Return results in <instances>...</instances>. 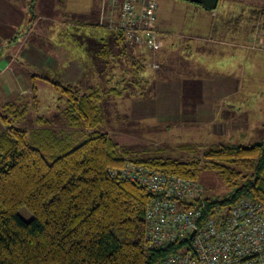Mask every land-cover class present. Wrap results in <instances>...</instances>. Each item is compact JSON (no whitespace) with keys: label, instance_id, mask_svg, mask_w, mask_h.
<instances>
[{"label":"trees","instance_id":"16d2710c","mask_svg":"<svg viewBox=\"0 0 264 264\" xmlns=\"http://www.w3.org/2000/svg\"><path fill=\"white\" fill-rule=\"evenodd\" d=\"M121 1L111 4L108 0L114 15ZM30 3L26 13L34 12ZM34 21L29 19L30 24ZM236 21L243 26L218 24V19L213 34L243 32L247 39L257 29L264 32V8L242 10ZM114 33L119 54L125 62L129 60L130 69L125 66V71L136 80L130 86L142 89L148 80L139 77L145 67L140 52L149 50L136 48L137 57L131 43ZM27 76L31 104H0V264H155L162 260L170 249L149 251L144 242L145 210L151 195L135 182L111 176H118L127 165L148 166L197 181L202 171H216L229 193L223 199L206 198L211 217L224 214L240 199L264 206V141L247 146L214 144L190 161L131 159L104 131L101 109L104 98L121 97L129 83L121 81L123 89L94 87L81 93L73 85L32 73ZM36 81L46 82L57 94L56 109L66 130L50 128L42 115L35 120L38 128L18 127V119L38 111ZM21 207L32 214L29 221L19 216Z\"/></svg>","mask_w":264,"mask_h":264},{"label":"crops","instance_id":"0c3cea01","mask_svg":"<svg viewBox=\"0 0 264 264\" xmlns=\"http://www.w3.org/2000/svg\"><path fill=\"white\" fill-rule=\"evenodd\" d=\"M28 1L23 0V4L18 7L7 0H0V104H31L28 73L76 86L81 93H87L94 88L90 81L91 75L87 76L89 65L93 63L97 71L104 69L111 74L115 68H123L124 58L119 54L116 35L107 26L106 18L110 7L108 0L101 3V8L104 9L103 23L106 22L105 28L101 29L106 30L105 33L96 35L89 31L80 32L76 26H71L75 35L70 38L76 37L72 39V43L77 56L60 49L59 42L48 37L51 24L39 26L42 19L48 23H56L53 17L38 15L24 38L16 39V34L22 27L20 25L25 22ZM169 4L171 2L166 6ZM211 13L212 20H218L217 12ZM214 22L211 26H188L184 30L179 26L178 31L173 32V26H167L170 24L169 18H163L159 11L158 1L156 29L160 47L148 53L140 52V57L144 58L146 64L154 67L150 94L145 98L139 97L138 100L132 98L131 121H152L147 126L152 128L169 127L171 124L186 125L192 130L195 128L200 136L230 139L236 137L238 144L250 140L257 143L264 141V103L256 102L252 105L246 103L243 97L249 95L253 85L248 71L255 63L264 62V48L252 43L254 33L247 39L243 32L214 35ZM99 25L103 26L100 23ZM36 28L38 31L34 32ZM94 35L97 36L94 38L99 44L108 47V51H90V60L86 58L85 45L88 49V44L85 38ZM209 35L211 38L205 40ZM130 49L139 57L134 46ZM206 50L213 51L216 61H211L210 53ZM221 52L225 55H220ZM200 54V61L192 62V58L195 59ZM110 58L114 60L111 61ZM36 82L38 94L44 98L42 93L51 86L43 81ZM261 86L264 89V85ZM110 97L112 96L106 98ZM42 98H39L35 120L41 117L39 109ZM57 100L58 96L52 99L51 107L42 115L54 130L55 123L66 127L64 119L56 109L59 105L56 104ZM104 131L110 136L114 132L108 128ZM119 134L117 130L115 135Z\"/></svg>","mask_w":264,"mask_h":264},{"label":"rangeland","instance_id":"374dc122","mask_svg":"<svg viewBox=\"0 0 264 264\" xmlns=\"http://www.w3.org/2000/svg\"><path fill=\"white\" fill-rule=\"evenodd\" d=\"M7 1L10 4H16L18 7L20 4H23V0ZM102 1H104V3L106 2V0H31L30 4L34 8V12L25 13V22L20 25L22 27L18 30L16 37L24 38L28 33L27 31L31 26L29 22L31 17L34 19H36L38 15H42L41 17H53L57 21L56 23H48L42 19L39 21V26H47L48 24H51L48 29V37L52 40L58 41L60 49H64L65 51L68 50L70 55L77 56V51L72 43V39H76V37L74 36L73 38H70L71 35H75L71 26H76L77 31L80 32L89 31L94 34L100 32L105 33L106 30L97 27L99 23L103 25L106 24V22L103 23L102 10L104 9L101 8ZM158 1L159 11L163 14V18H169L170 24L167 26H173V32L178 31L180 28L179 26L184 30L188 26H211L212 22H214V18L213 20L211 18L212 11H205L193 3L184 0ZM168 2H171V5L169 4L166 6ZM261 8H264V0L219 1L218 8L216 9L218 14L217 19H219L218 24L227 23L228 26H243L241 22L236 21L239 18V14L242 13V10L247 11L249 9ZM226 10L227 13L224 12ZM26 11L28 12L29 9H26ZM217 21L218 20L214 23ZM13 26H17V24H13ZM37 28L34 32L38 31ZM31 31L33 30L31 29ZM201 32L203 34V29ZM96 35L85 38L86 43L88 44V49L85 45L86 58L90 60H92L91 53L94 51H100L102 49L106 51L108 49L106 45H101L95 40V38H97ZM210 38L211 35L205 37V40ZM206 51L207 53H210L211 61H216L214 60L216 56L212 54L213 51ZM144 52L148 53L150 50H145ZM219 54L222 56L225 55L222 52ZM201 57V54L195 56V59L193 57L192 62L194 60L196 62L200 61ZM110 60L112 61L114 59L110 58ZM174 61H177V59ZM124 62L125 59H123V63ZM143 64L145 67L141 73H139V77L147 79L148 84L144 85L142 89L130 86L129 82L134 83L136 80L132 78L130 73L127 74L125 71V66H128V69H130L129 60L127 58L125 65L122 66L123 68H115L112 74L104 69L103 71H97L96 66L93 63L91 66L88 64L90 69H88L87 76L91 75L90 81L92 85H94L93 87H97L101 90H106L108 87L123 89L125 87L121 85V81H126V84L129 83L128 89H126L127 92L122 95V97L104 98L101 104V109L105 120L104 129L108 128L109 131H114L111 136L120 147L129 152V157L131 159L138 157H162L179 161H190L192 159L200 158L203 151L211 145L239 142L236 137L230 139L225 137L214 138L211 136H200L197 131L195 132V128L192 130V128H188L186 125L177 126L171 124L169 127L156 126L152 128L147 127L152 121H131L130 105L133 102L132 98L138 100L140 97L139 95H142V97L145 98L150 94V84L152 83L151 79L154 74L152 69L154 67L151 68L152 66L146 64V61ZM248 73L251 76V83L253 85L249 95L246 94L243 96L245 102L252 105L256 102L262 104L264 103V89L261 88V85H264V62L259 61V63H255L254 66L252 65ZM106 75L108 77H105ZM110 76H112L111 81L108 80ZM118 82L119 84H117ZM42 95L44 98L38 94L39 98L43 99L40 103L39 109L41 115L51 107L52 99L57 97V94L51 87H49L46 92L42 93ZM34 114V111H29L25 116V119L20 121L18 119V127L27 129L28 131L35 129L37 125H35ZM53 127L56 130H66L63 125H58V123H55ZM117 130L120 133L118 136L115 135ZM254 143L257 142L250 140L240 144L247 146ZM198 181L204 189L203 195L206 198L223 199L229 193V189L224 185L218 173L214 170L208 169L202 171ZM18 214L25 221H29L32 218V214L26 207H21L18 210Z\"/></svg>","mask_w":264,"mask_h":264},{"label":"built area","instance_id":"2783aa9c","mask_svg":"<svg viewBox=\"0 0 264 264\" xmlns=\"http://www.w3.org/2000/svg\"><path fill=\"white\" fill-rule=\"evenodd\" d=\"M157 9L158 0H122L117 15L109 11L107 26L135 48L158 49ZM252 43L264 48V32L257 29ZM111 176L135 182L151 195L145 247L171 251L155 264H264L262 204L240 199L224 214L211 217L197 180L135 164Z\"/></svg>","mask_w":264,"mask_h":264},{"label":"water","instance_id":"95a60500","mask_svg":"<svg viewBox=\"0 0 264 264\" xmlns=\"http://www.w3.org/2000/svg\"><path fill=\"white\" fill-rule=\"evenodd\" d=\"M199 5L205 11H214L217 8L219 0H184Z\"/></svg>","mask_w":264,"mask_h":264}]
</instances>
